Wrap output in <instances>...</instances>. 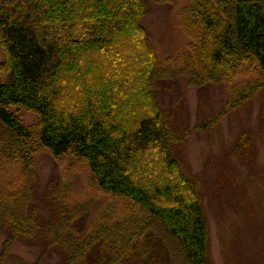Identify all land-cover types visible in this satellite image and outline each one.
<instances>
[{"label":"trees","instance_id":"obj_1","mask_svg":"<svg viewBox=\"0 0 264 264\" xmlns=\"http://www.w3.org/2000/svg\"><path fill=\"white\" fill-rule=\"evenodd\" d=\"M150 1L182 4L177 26L188 52L172 72L141 24L149 0H0V264L16 242L39 249L30 264L53 255L59 264H213L206 196L186 140L224 118L250 119L260 100L255 131L239 124V171L223 165L212 179L217 199L233 204L228 217L222 212L233 220L221 240L226 264H264V209L244 184L264 143V0ZM181 76L198 91L225 87L208 124L190 128L178 100L166 107L159 99ZM14 110L36 123L25 125ZM41 151L70 175L85 168L94 191L121 212L93 220L87 204L95 202L77 204L68 182L53 174L40 183Z\"/></svg>","mask_w":264,"mask_h":264},{"label":"rangeland","instance_id":"obj_2","mask_svg":"<svg viewBox=\"0 0 264 264\" xmlns=\"http://www.w3.org/2000/svg\"><path fill=\"white\" fill-rule=\"evenodd\" d=\"M149 3L150 10L142 18L141 24L156 46L161 63L167 68L168 72H172L174 60L188 52V42L177 26V9L182 4L180 3L177 8L172 9L169 6L154 5L150 0ZM241 79H235L232 85L241 82ZM191 86L193 85L189 83L186 77L181 76L171 83H165L164 93L158 95L166 107L172 105L175 99L178 100L175 101L174 105L183 108L178 111L183 114L181 117L190 128L200 120H206L208 124L209 119L213 118L210 116L222 109L227 96L224 86L212 85L200 91ZM261 104L260 100L250 107L252 108L249 109L251 111L250 119L245 117V112L231 118H224L218 128H213L209 133L207 132L201 136L193 134L186 140V159L192 171L201 179L202 189L206 196L205 207L208 219L210 259L213 264H226L221 250V240L225 232L228 234L232 230L233 220L226 219L229 214L225 210H231L233 204L229 202L223 204L222 200L217 199V191H215L212 178H214L215 171L218 168L224 169L223 165L230 168L231 171L233 169L239 171L241 164L232 153L239 124H245V127L254 129L253 127L258 124L256 114H258L257 111ZM14 113L27 126L36 123L37 118L31 113L17 110H14ZM255 152L256 165L254 166L256 167H254V175H252L251 180L244 179V184L252 195L254 207L264 209V143L262 140L257 141ZM34 165L40 183L45 184L48 178L50 179L55 174L59 179V183H69L70 186H65L66 191L71 192V195L75 197L74 199L78 200L77 204L81 205V201L95 202V204H87L93 220L95 217L97 220L104 221L103 216L105 213L107 216L111 211L119 210L118 207L116 208L113 204H110L109 200L111 199H107L108 197L105 195L97 194L94 191L90 181L87 180L88 173L85 168L80 167L76 171L73 170L72 175H70L65 162L53 160L46 151H41L36 155ZM223 175L227 178L226 172ZM234 191L242 192L239 189ZM252 192L256 195L255 198ZM223 196L227 197L229 195L224 194ZM119 212L121 211L119 210ZM222 212L226 213V217L222 215ZM3 239L4 234L0 231V249ZM38 254L39 249L37 247H31L23 242H16L13 245L11 256L5 264H30L37 258ZM44 264H59V258L57 255H53Z\"/></svg>","mask_w":264,"mask_h":264}]
</instances>
